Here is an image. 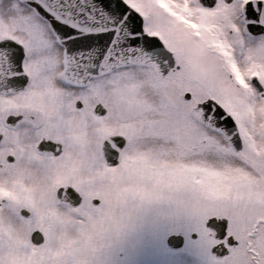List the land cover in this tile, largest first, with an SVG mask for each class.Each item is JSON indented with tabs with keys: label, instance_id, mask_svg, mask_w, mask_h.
Returning a JSON list of instances; mask_svg holds the SVG:
<instances>
[{
	"label": "snow or ice",
	"instance_id": "snow-or-ice-1",
	"mask_svg": "<svg viewBox=\"0 0 264 264\" xmlns=\"http://www.w3.org/2000/svg\"><path fill=\"white\" fill-rule=\"evenodd\" d=\"M149 212L264 264V0H0V264H111Z\"/></svg>",
	"mask_w": 264,
	"mask_h": 264
},
{
	"label": "rangeland",
	"instance_id": "rangeland-1",
	"mask_svg": "<svg viewBox=\"0 0 264 264\" xmlns=\"http://www.w3.org/2000/svg\"><path fill=\"white\" fill-rule=\"evenodd\" d=\"M178 221L149 212L137 217L113 249L111 264H203L198 249L190 242ZM181 232L186 241L180 249H170L166 237Z\"/></svg>",
	"mask_w": 264,
	"mask_h": 264
},
{
	"label": "water",
	"instance_id": "water-1",
	"mask_svg": "<svg viewBox=\"0 0 264 264\" xmlns=\"http://www.w3.org/2000/svg\"><path fill=\"white\" fill-rule=\"evenodd\" d=\"M166 242L171 248H179L183 244V237L179 234H171L167 237Z\"/></svg>",
	"mask_w": 264,
	"mask_h": 264
},
{
	"label": "clouds",
	"instance_id": "clouds-1",
	"mask_svg": "<svg viewBox=\"0 0 264 264\" xmlns=\"http://www.w3.org/2000/svg\"><path fill=\"white\" fill-rule=\"evenodd\" d=\"M19 226H17V228H18Z\"/></svg>",
	"mask_w": 264,
	"mask_h": 264
},
{
	"label": "flooded vegetation",
	"instance_id": "flooded-vegetation-1",
	"mask_svg": "<svg viewBox=\"0 0 264 264\" xmlns=\"http://www.w3.org/2000/svg\"><path fill=\"white\" fill-rule=\"evenodd\" d=\"M184 238H185V236H184Z\"/></svg>",
	"mask_w": 264,
	"mask_h": 264
}]
</instances>
